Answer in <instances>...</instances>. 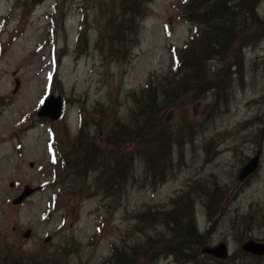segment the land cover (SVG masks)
<instances>
[{
  "label": "rangeland",
  "instance_id": "rangeland-1",
  "mask_svg": "<svg viewBox=\"0 0 264 264\" xmlns=\"http://www.w3.org/2000/svg\"><path fill=\"white\" fill-rule=\"evenodd\" d=\"M130 1L45 0L25 9L22 0H0V261L4 250L21 249L63 253V264H105L114 246L129 257L143 253L151 239L150 260L140 257L138 264H264V256L242 250L250 240L264 244V23L252 27L257 31L250 43L243 41L240 65L222 72L217 62L210 64L215 88L164 107L159 118L172 129L163 160L172 163L164 177L148 173L137 158L118 194L95 168L76 181L74 171L64 184L58 174L56 179L49 128L61 136V151L71 160L76 140L103 144L112 123L128 122L137 111L148 83H165L170 49H181L192 36L193 24L180 15L184 0H149L137 44L117 56L118 21L107 20L131 13ZM240 2L246 5H230ZM258 6L264 21V0ZM50 95L63 100L56 121L38 115ZM259 153V171L240 182L242 169ZM26 187L37 191L15 205ZM205 190L216 199L211 210ZM150 212L158 214L139 223ZM192 224L204 242L180 248ZM161 235L176 253L162 245ZM221 243L227 244V260L202 253Z\"/></svg>",
  "mask_w": 264,
  "mask_h": 264
},
{
  "label": "trees",
  "instance_id": "trees-1",
  "mask_svg": "<svg viewBox=\"0 0 264 264\" xmlns=\"http://www.w3.org/2000/svg\"><path fill=\"white\" fill-rule=\"evenodd\" d=\"M43 1L45 0H22V3L27 4L25 9H31L42 4ZM184 1L180 15L186 22L193 24L192 36L181 49H178V47L170 49L172 66L170 67L171 71L168 79L165 83H161L164 80L157 78V81H160L157 85L155 82L148 83L141 96L144 101L137 103V111L131 115L129 121L116 123L115 125L112 123L108 127L103 144L97 139H87V144H82L79 139L75 143L73 142L71 145L75 154L73 160L61 151V136L56 132L53 141L55 146L52 150V160L54 161L53 167L56 170V179L58 174L62 184H64L63 178L70 176L73 171L76 178L74 181H76L82 177V173H86L90 168H95L96 177L100 180L105 178L110 183L109 186L114 187L116 185V194H118L119 185H125L130 175V167L137 158L145 163L148 173L154 177L159 175L164 177L165 172L169 170L172 163L170 160L167 163L163 162L164 158L168 159L170 154L171 144L168 131L172 132V129L165 127L162 124V119L159 118V115L165 114L164 107L176 100H183L192 95H201L204 92L207 94L208 89L215 88L214 77H211L208 70L210 64L217 62L222 66V72L240 65L242 61L241 51L244 48L243 41L246 40V43H250L256 37L253 34L257 31L251 32L252 27L258 29L259 25L264 23L255 12L257 6L260 7V0H257V2L256 0H246V5L240 2L236 6L230 5L232 0ZM148 2L149 0H131L128 6V8H133L131 13H125L114 20H107L108 23L118 21V27L113 32V35L120 42L119 46H121L114 53L117 56L125 52L127 46L131 48L137 44L134 39L139 37L141 13L144 4ZM242 14H246V23L241 17ZM126 23L129 24V29H125ZM83 31L82 29L78 37L83 36ZM104 35L105 32L102 31L100 38H103ZM113 35L111 32L109 38ZM174 77L176 78L174 79ZM159 93H161L162 99L159 98ZM81 115L83 117V114ZM178 144L180 145L181 142H178ZM105 189L109 191V187ZM74 191L76 193V189ZM205 192L212 198V204L209 205L211 210L216 199L214 194L212 196L208 191L205 190ZM84 194L86 193L83 192L82 195ZM58 196L59 194L55 193L54 210L58 206ZM174 213L169 212L167 215L170 216ZM157 214L156 212H150L148 215L143 216V220H140L139 223L146 222L148 218ZM162 215H166V213ZM102 231L103 228L99 226L98 235ZM181 237L182 241L178 244L180 248L192 241L203 244L202 239H205L199 228L193 224L188 232H184ZM160 238V242L166 249L174 251L170 243L165 241L164 235H161ZM150 243L151 239H147L144 252L141 253L142 256L134 251L127 257L114 246L112 258L106 261L105 264H111L113 261V264L115 262L117 264H138L140 257L149 261V256H151ZM184 250L191 251L188 248H184ZM64 256L63 253L58 257H53V255L47 253L25 252L21 249L12 252L7 249L3 252L0 264H63L62 258Z\"/></svg>",
  "mask_w": 264,
  "mask_h": 264
},
{
  "label": "water",
  "instance_id": "water-1",
  "mask_svg": "<svg viewBox=\"0 0 264 264\" xmlns=\"http://www.w3.org/2000/svg\"><path fill=\"white\" fill-rule=\"evenodd\" d=\"M52 108L54 109V111L52 110ZM61 114H62V100L61 98L57 99L54 96H51L46 101V103L39 112L40 117L51 118L54 121L59 119ZM260 160H261V155L258 154L242 169L239 176L240 182H244L245 180L249 179L259 170ZM36 191L37 189L26 187L24 192L21 194V196H19L17 199L14 200V204L21 205L25 199L32 196ZM30 235L31 232H28L26 233L25 237L29 238ZM242 250L254 256H260V257L264 256V244L258 243L254 240H250L246 242L243 245ZM202 253L213 256L214 258L220 260H227L229 257L228 247L226 243H221L216 247H209V246L205 247L202 249Z\"/></svg>",
  "mask_w": 264,
  "mask_h": 264
}]
</instances>
